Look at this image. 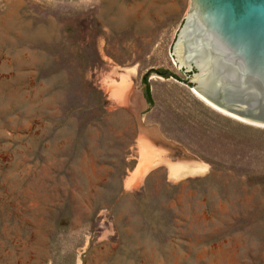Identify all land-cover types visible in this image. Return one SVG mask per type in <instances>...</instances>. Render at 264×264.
Wrapping results in <instances>:
<instances>
[{
  "label": "rangeland",
  "instance_id": "obj_1",
  "mask_svg": "<svg viewBox=\"0 0 264 264\" xmlns=\"http://www.w3.org/2000/svg\"><path fill=\"white\" fill-rule=\"evenodd\" d=\"M188 7L0 0V264H264V127L173 64Z\"/></svg>",
  "mask_w": 264,
  "mask_h": 264
},
{
  "label": "water",
  "instance_id": "obj_2",
  "mask_svg": "<svg viewBox=\"0 0 264 264\" xmlns=\"http://www.w3.org/2000/svg\"><path fill=\"white\" fill-rule=\"evenodd\" d=\"M169 49L195 93L264 127V0H189Z\"/></svg>",
  "mask_w": 264,
  "mask_h": 264
},
{
  "label": "crops",
  "instance_id": "obj_3",
  "mask_svg": "<svg viewBox=\"0 0 264 264\" xmlns=\"http://www.w3.org/2000/svg\"><path fill=\"white\" fill-rule=\"evenodd\" d=\"M151 157V158H150ZM150 157H148L146 160H145V164L148 166V168H149V166H152V165H155V164H157V163H159V162H161L162 161V158L160 157V155L157 153V152H154L153 154H151L150 155ZM150 159V160H149ZM193 163L196 165V164H198V161H194V162H187V163H181V164H179V163H174V165H173V163L170 165H168V172L170 171L171 172V176H172V174H173V177H170V172L168 173V175H169V177L170 178H172V179H178V178H181V177H183V176H185V175H183V176H181V177H175L174 176V173H176L177 172V170H186V169H183V167L184 168H187V170H190V169H192L193 167H194V165H193ZM179 164V165H178ZM191 164V165H190ZM176 165H178V167L176 166ZM199 165H201V163L199 162ZM204 167H205V170H206V166L204 165V164H202ZM173 166H174V168H173ZM192 166V167H191ZM171 167V168H170ZM175 167H176V169H175ZM189 167V168H188ZM177 168H179V169H177ZM182 168V169H181ZM173 172V173H172ZM195 173H199V172H195ZM200 173H203V172H200ZM187 174H189V173H187ZM192 174V173H191Z\"/></svg>",
  "mask_w": 264,
  "mask_h": 264
},
{
  "label": "bare ground",
  "instance_id": "obj_4",
  "mask_svg": "<svg viewBox=\"0 0 264 264\" xmlns=\"http://www.w3.org/2000/svg\"><path fill=\"white\" fill-rule=\"evenodd\" d=\"M193 91V90H192ZM193 93L200 99V100H202L203 102H205L208 106H210V107H212L213 109H215V110H217V111H220V110H218L216 107H214L213 105H211L210 103H208V102H206V100H204V98H202L199 94H197V93H195L194 91H193ZM220 112H222V111H220ZM223 113V112H222ZM225 114V113H224ZM196 162V161H195ZM185 164V163H184ZM171 165V164H170ZM174 165V164H173ZM179 165V164H178ZM178 165H176L177 167H178ZM191 165V164H190ZM193 165H194V167L192 168V169H190V170H187V168H184L183 167V169H186V170H180L179 168H177V169H179V170H177V172L176 173H174V176L175 177H181V176H183V175H187V173H189V174H191V173H195V172H204L205 171V167L202 165V163H201V165H199V162H198V164H194L193 163ZM192 167V166H191ZM171 168V167H170ZM173 168H174V166H173ZM189 168V167H188ZM175 169H176V167H175ZM182 169V168H181ZM170 172V171H169ZM168 172V173H169ZM173 173V172H172ZM170 177H173V174H172V176H171V172H170ZM184 177V176H183ZM131 184V182L129 183V185Z\"/></svg>",
  "mask_w": 264,
  "mask_h": 264
},
{
  "label": "trees",
  "instance_id": "obj_5",
  "mask_svg": "<svg viewBox=\"0 0 264 264\" xmlns=\"http://www.w3.org/2000/svg\"><path fill=\"white\" fill-rule=\"evenodd\" d=\"M162 75H165L166 77H167V71L166 70H158ZM171 76H174V74H170ZM174 77H176V76H174ZM143 79H144V83L145 84H147V82H146V78H145V76L143 77ZM185 82L186 83H188V81L187 80H185ZM189 84V83H188ZM189 85H191V84H189ZM145 95L147 96V97H149L150 96V92H149V88H148V85H146V88H145ZM245 175H246V173H245Z\"/></svg>",
  "mask_w": 264,
  "mask_h": 264
}]
</instances>
